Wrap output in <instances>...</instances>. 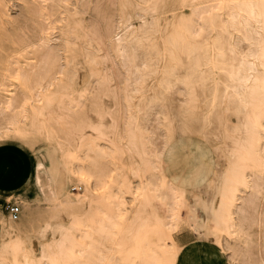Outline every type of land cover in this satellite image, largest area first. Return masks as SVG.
<instances>
[{"label": "bare ground", "instance_id": "1", "mask_svg": "<svg viewBox=\"0 0 264 264\" xmlns=\"http://www.w3.org/2000/svg\"><path fill=\"white\" fill-rule=\"evenodd\" d=\"M33 1L41 2L36 10L43 22L50 17L49 26L41 25L32 39L28 37L27 44L37 57L35 62H27L30 68L5 60V74L11 72L20 80L22 92L0 100V138L8 131L23 134L25 129L19 123L29 110L31 122L46 125L51 98L46 97L41 105L30 99L40 97V91L62 72L57 67L59 47L53 35L59 28L64 46H70L66 50L80 42L90 62H97L103 47L118 56V65L126 72L123 91L127 106L142 112L141 119L126 123V129L139 128L142 134L153 121L152 115L159 114L158 128L163 135L153 132L147 136L149 142L166 147L177 141L194 144L199 139L202 145L195 154H207L205 146L209 145L216 168L197 187L169 182L165 174L160 182L157 177L145 180L148 162L159 160L162 152L139 150L118 129L111 147L115 153H127L131 161L112 160L118 176L115 195L109 189L115 181L107 180L109 170L102 158L107 154L102 148L89 144L86 161L76 157V161L68 158L63 163L51 154L48 167L42 160L36 161L24 186L9 197L18 204L19 216L5 219L6 213L0 211V264H177L181 246L172 230L181 218L188 220L200 239L227 233L238 240L244 235L247 252L242 256L249 257L237 264H264V0H147L135 7L130 0H120L118 23L112 26L108 21L105 29L96 28L94 33L82 22L86 2L71 12L70 0ZM46 1L52 4L45 6ZM62 7L66 15L59 11ZM10 17L7 1L0 0L1 34ZM67 71L72 79V69ZM115 73L100 80L117 88L119 76ZM84 76L81 78L87 79ZM113 94L120 95L118 91ZM93 128L102 136L99 127ZM127 168L140 182L139 202L131 210L124 197L132 191L126 181ZM68 183L79 184L82 190L71 192ZM154 198L166 204L165 217L154 207ZM42 202L64 207L73 217L71 226L57 229L59 238L38 247L28 231L35 227ZM81 205L87 209L79 213L75 208ZM46 225L55 235L56 228Z\"/></svg>", "mask_w": 264, "mask_h": 264}, {"label": "rangeland", "instance_id": "2", "mask_svg": "<svg viewBox=\"0 0 264 264\" xmlns=\"http://www.w3.org/2000/svg\"><path fill=\"white\" fill-rule=\"evenodd\" d=\"M6 1L11 12V17L10 21L5 22L7 25L5 32L3 34L0 33V85L3 84V86H0V100H7L15 94L22 92V88L19 85L20 80L11 74V72H8L7 75L5 74V60L10 58L14 61L12 63L13 66H16L15 61H18L17 66L30 68V64H27V62H35L37 57L34 53V48L27 44L28 37L32 39L37 29L41 25L45 27L49 26L50 21V17H46L44 22L40 19L38 10H36L38 4H41L39 1ZM130 1L133 7L147 2V0ZM70 2L73 3L70 9L71 12H76L79 9L77 8L78 4L86 2L84 9H81L82 22L86 26V29L92 31V33H94L96 28L105 29L108 21L111 22L112 26L118 23L120 0H70ZM43 3L45 6L52 4L50 1ZM59 11H61L62 15H66L63 7ZM180 11H184V9L182 8ZM21 13L23 14L21 15ZM167 17H170V13H168ZM59 31V28L55 29L53 35L56 37L55 43L59 47L60 65L57 67L62 72L53 79L52 85L46 86L40 91V97L35 96L30 99L32 104L41 105L45 102L46 97L51 98V107L47 114L48 119H45L46 125L41 126L39 124L40 121L36 123L31 122L32 118L30 117L33 115L32 110H29L27 111V117L19 123L25 129L23 134L8 131L6 135H2L0 138V175L5 173L9 176L6 180L7 183L5 182V186H2L0 177V211L6 213L5 219L10 218L6 210L7 204L13 203L18 205L13 201H9V197L24 186V179L31 172L33 164L36 161L42 160L48 167L50 164L49 156L51 154L57 156L63 163H67L68 158L76 161V157L77 160L86 161L85 153L87 151L85 150L89 144L102 148L104 153L107 154L102 157L104 165L109 170L110 176L107 180L109 182L115 181L112 182L113 185L109 189L115 195L118 194L116 185L118 176L112 160L119 158L126 163L131 161L127 153L123 151L115 153L111 147L115 143L116 131L118 129H123V132L129 135V139L138 145L139 150L149 154H155L154 152L158 151L162 152L159 160L153 161L154 158H151L150 162H148L150 170L146 173L145 180L150 179V177H157V180L160 182L163 174H165V179L169 182H174L182 187H197L198 181L206 176V179L210 178L216 168V158L209 145L205 146L207 154H200L202 152L195 154V151L200 150L202 145L199 139L194 144L177 141L170 143L166 147L156 146L149 142L147 136L152 135L153 132L157 133L158 136L163 135L162 130L158 128L161 125L159 114L154 113L152 115L153 121L147 124L146 130L142 134L139 132V128H136L134 131L125 128L127 127L126 123L130 119H141L142 112L134 106L131 109L127 106L126 95L123 91L126 85V72L118 65L119 58L113 50L103 47V52L96 56L97 62H90L83 55L84 53L81 51L82 44L80 42L74 44L71 51H67L66 49L70 46H64V39ZM110 36H112V33ZM112 39L113 37H111ZM70 55H72L71 59ZM69 59L72 60L70 63L67 62ZM106 60H109L110 63L106 62ZM109 65L113 69H110ZM69 68L72 69V75H74L72 79H68L67 77V70ZM84 71L87 72L84 73ZM112 71L116 72L119 76V79L116 81L118 83L117 88H112L111 84L113 83L110 81L105 82L100 80V77L106 76L112 73ZM83 75L87 79L84 78L83 80L81 78ZM110 91L111 94L108 93ZM115 91H118L120 95L113 94ZM23 97V94H20L19 98L21 102L24 99ZM68 115L69 117H67ZM95 126L101 129L102 136L97 135V132L93 128ZM93 132L95 133L93 134ZM68 153L69 157H67ZM88 153L92 156L95 155L93 151H88ZM158 161H160L159 164H157ZM222 162L224 166L227 165V161ZM207 166L211 167L207 175L199 174L200 177L195 180L194 184H191L187 180L194 181L197 169L199 168L200 172H205ZM162 170H165V172L163 173ZM125 174L128 185L132 186V191L124 193L126 207L128 210H131L139 202L140 196L137 186L140 182L131 175L128 168ZM68 188L71 192L82 190L79 184L73 186L72 183H68ZM150 195H152L151 191ZM103 200L105 201L104 197ZM153 205L161 217L166 216L167 207L164 202L158 198H154ZM104 208L111 210V206L107 204H104ZM75 209L81 213L87 207L86 205H81ZM61 211L64 212V215H60ZM69 211L64 207L54 208L52 204L42 202L38 206V220L35 227L28 231L29 239L36 241L38 247H42L43 244L51 242L53 237L59 238L61 233L57 229L62 226L69 227L72 225L73 214ZM48 223L56 228L55 235L51 226L45 229ZM42 228L45 229L43 235H41ZM172 234L176 242L181 246L177 264H237L238 260H242L244 256L249 257L247 255L242 256L247 252L244 235H241L238 240H235L234 235L227 233H222L219 237L210 234L205 236V239H200L188 220L184 218L179 219L177 227L172 230ZM35 236L38 239L33 240ZM232 245L235 247L232 248Z\"/></svg>", "mask_w": 264, "mask_h": 264}, {"label": "crops", "instance_id": "3", "mask_svg": "<svg viewBox=\"0 0 264 264\" xmlns=\"http://www.w3.org/2000/svg\"><path fill=\"white\" fill-rule=\"evenodd\" d=\"M194 160H196V159H194ZM200 164H201V163H200ZM200 164H199V165H200ZM198 167H199V166H198ZM198 169H199V168H198ZM198 169H197V171H196V173H195V178H194V181H192V180H190V179H187L188 181H190V182H191V184H194L195 180H196L198 177H200V175H199V174H201V173H202V174H206V175H207V174L209 173L208 171L211 169V167H210V166H207V167H206V171H205V172H203V171H202V172H200ZM4 175L6 176V174H5V173H3V174H1V175H0V177L2 178V179H1V181H2L3 179L6 181V180H7V178H9V176H8V175H7L6 177H4ZM4 180L2 181V186H5V181H4Z\"/></svg>", "mask_w": 264, "mask_h": 264}, {"label": "built area", "instance_id": "4", "mask_svg": "<svg viewBox=\"0 0 264 264\" xmlns=\"http://www.w3.org/2000/svg\"><path fill=\"white\" fill-rule=\"evenodd\" d=\"M6 210L7 213L14 219H16L19 216L20 208L13 203H8L6 206Z\"/></svg>", "mask_w": 264, "mask_h": 264}]
</instances>
